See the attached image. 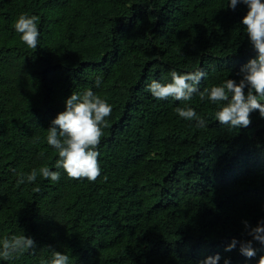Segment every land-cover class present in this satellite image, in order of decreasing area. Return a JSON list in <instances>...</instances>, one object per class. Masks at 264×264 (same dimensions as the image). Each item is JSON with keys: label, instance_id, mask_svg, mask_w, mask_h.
<instances>
[{"label": "trees", "instance_id": "obj_1", "mask_svg": "<svg viewBox=\"0 0 264 264\" xmlns=\"http://www.w3.org/2000/svg\"><path fill=\"white\" fill-rule=\"evenodd\" d=\"M228 4L0 0V238L24 233L36 243L0 264H41L52 250L70 264H198L216 254L219 264H258L259 243L251 259L239 243L225 249L251 239L243 221L264 219V118L253 112L248 128H231L198 93L182 103L145 90L152 80L171 82L172 70H203L200 91L239 82L256 52L242 24L247 6ZM22 13L39 17L37 49L13 27ZM89 88L113 109L95 182L68 179L46 142L66 99ZM184 106L207 126L181 119L175 108ZM41 166L59 171V182L18 184Z\"/></svg>", "mask_w": 264, "mask_h": 264}, {"label": "clouds", "instance_id": "obj_2", "mask_svg": "<svg viewBox=\"0 0 264 264\" xmlns=\"http://www.w3.org/2000/svg\"><path fill=\"white\" fill-rule=\"evenodd\" d=\"M247 6L248 12L242 19L246 35L256 52V57L250 59L241 69V79H227L219 85L205 88L200 91L201 80L206 77L203 70L180 73L176 70L169 72L171 82L162 83L152 80L147 84L148 91L157 100L172 98L182 103L190 102L194 94H199V100L216 105L214 118L220 125L231 128H248L251 123V114L259 112L264 118V0H229L227 8L236 10L238 4ZM39 17L22 13L14 21L13 27L20 34V40L29 48L37 49L40 31L38 28ZM102 77L95 81L100 87ZM247 89V91H245ZM66 109L57 114L47 129V145L54 148L59 159L55 167L63 169L70 180H87L95 182L101 176L98 151L103 129L109 127L106 119L112 114V106L107 100L102 99L91 88L83 93L73 92L66 99ZM178 116L187 121H196V128L206 127L205 120L197 115L191 106L176 107ZM43 155V153H41ZM60 172L52 171L48 166L33 168L30 173L19 174L18 184L34 183L38 176L59 182ZM39 192V187L33 189ZM246 235L251 239L238 241L233 239L225 251H232L237 244L240 253L246 258H254L257 253L254 243L264 246V219L256 226L248 221H243ZM36 249V243L30 236L23 234L5 235L0 238V260L12 261L19 259L26 252ZM221 256H208L198 264H219ZM41 264H70L67 254L52 250L49 261ZM224 264H230V259H225ZM258 264H264V255L259 257Z\"/></svg>", "mask_w": 264, "mask_h": 264}]
</instances>
